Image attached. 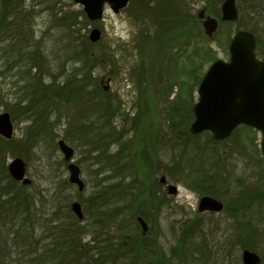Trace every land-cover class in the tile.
I'll return each instance as SVG.
<instances>
[{
  "label": "rangeland",
  "instance_id": "obj_1",
  "mask_svg": "<svg viewBox=\"0 0 264 264\" xmlns=\"http://www.w3.org/2000/svg\"><path fill=\"white\" fill-rule=\"evenodd\" d=\"M20 1L21 6L17 9V13H20V18H23L21 22L19 20V27L29 38V52H35L42 56L40 61L37 56V61L44 63V66L42 65L44 84H50L53 79H56L58 85L63 86L66 76L72 73L71 70L79 66V63L73 60L66 61L68 56L64 52V47L67 42L69 43L71 37L68 38L67 29L62 27L59 21L63 17L68 24L73 22L72 30L77 32L81 26L74 13L82 10V6L73 0ZM137 2L138 0H131L129 6L119 13L112 12L106 6L102 20L97 22L88 20L89 23L84 24L85 28H82V31L87 37L94 27L100 28L102 31L101 40L97 42L99 46L90 47L89 51V63L92 69V80L87 89L89 94L83 98L80 97L82 92L73 91L72 93L77 96L71 97L69 88L64 92L65 96L63 97L51 96L50 100L54 106L50 109L51 116L45 123L49 127L51 123L53 125L46 135L34 138L33 134L37 130L29 129L34 110L23 115L19 108L20 99L24 93L22 87L26 83L20 81V75L16 68L8 67V65L12 66V59L6 63L5 58H0V113L11 111L10 115H14L12 116L14 119L12 117L11 119L15 128L13 138L17 153L7 157L6 165L15 157H22L26 161L27 175L32 180L28 189L40 196V198L37 197L39 200L41 199L40 201L45 207L43 210L45 213L42 214L43 220L40 221V230L54 225L51 220L55 210L51 209L53 205L68 204L70 206L72 202L79 201L85 212L93 197H95V203L110 197L109 193H105L104 196L103 191L100 190L101 187H96L99 183L103 185L104 179L111 175L110 164L105 161L106 159H103L102 163L95 164L93 158L97 154L89 152L92 145L85 146L81 141L75 140L71 128L82 122L94 123L92 127L94 130L90 132L89 138L96 143L98 133L107 131V128L103 130L100 128L107 124L115 128V133L122 132V129L129 131L128 134H124L126 135L123 138L124 141L127 138L135 137L136 131L129 129L132 122H135L138 113L142 111V117L145 115L151 117L149 120L156 123L157 129L170 136L167 107L174 104L179 98L189 99V95L185 91L178 89L176 82L180 80L195 81L181 75L189 66L192 67L193 60L190 57L192 44L175 49L174 54L178 52L179 55L171 59L168 58V50L165 54L159 53L160 56H157L148 48L151 40L146 42V34L141 33L145 29H150L148 27L151 24L150 14H147L140 6L141 3ZM220 4L218 0H189L188 8L190 13L197 16V13L206 7L207 15L220 20L214 11H220ZM241 5L242 10L245 11L240 12L241 16L238 20L240 22L229 25L221 23L218 36L215 35L212 39L205 37L203 41H200L198 36L195 37V43L198 44L201 52L210 49L211 56H214L212 61L205 60L202 67L199 68L202 78L212 62L217 59H229V43L238 29L252 27L256 31L257 54L260 57L264 55L260 50H264V16L260 15L255 18L250 13L252 10L249 12L246 5L243 3ZM11 20L12 18L9 19V21ZM240 23L243 26L240 27L238 25ZM259 37L262 38L260 47ZM5 45L7 44L0 43L2 48ZM7 50L5 49V52L1 53L9 55L10 52H6ZM196 61L198 60L196 59ZM62 70L65 72L62 73ZM35 74H38V70L31 68V75ZM102 77H105V81L101 85ZM108 77L110 86L109 91L105 92L103 86H106ZM94 83H100L102 92L105 93L104 98L112 108L109 114H100L92 108L91 96L95 97L92 92ZM199 84L193 88V106L198 101ZM24 105L25 103L22 104V106ZM180 113L182 117H176V123H179L180 118H184L183 115L187 114L186 111ZM85 115L89 116L86 118ZM192 122H190L189 128ZM234 132L233 136L225 139L222 144L206 145L209 136L202 133L197 135L196 139H190L189 148L183 155L185 161H180V150H172L173 143L158 149V155L152 159L154 167L147 171L146 177L152 186V183L156 184V188L154 186L153 188L158 190V197L165 205H162L158 211L153 210L150 206L151 211L147 212L149 217L146 219L150 231L147 235L148 238L143 242H146L152 251L164 252L167 258L177 246L185 225L188 229L192 225L191 230H193L192 234L190 233L193 236L189 240L188 238L184 239L186 244L184 243L183 248H185V252L188 251V256L184 258H180V255L179 257L175 256L168 264H205L203 257L206 246L203 242L205 234L210 239L209 252L207 251L209 253L208 264H242L243 248L241 245L244 243L254 247V250L251 251L259 254L261 264H264V155L260 147L262 135L259 131L243 125ZM27 134L28 139H33V146L29 147L24 144ZM65 135L71 137L66 142L75 150L73 161L81 168V178L85 182V189L81 193L77 186L68 182L67 162L57 145V141L64 138ZM193 144H197L195 148L192 146ZM119 149L120 146L117 144L111 146L110 151L116 153L120 151ZM131 153V150L123 149L122 155L128 156ZM175 159L179 164L177 170H174ZM126 161L129 160L126 159ZM126 172L132 174L141 183L147 182L145 177L138 174L135 169ZM210 175L211 178H209ZM162 176L166 177L168 183L177 186V195H168L167 189L159 187L158 180ZM199 177L206 180L211 179L212 184L202 187V189L199 188L197 182ZM132 180L133 178L129 177L125 183L129 184ZM106 181L109 185L117 182L115 178ZM129 187L136 188L137 184ZM97 189H99L98 193ZM98 194L99 196H97ZM203 196H212L223 201L225 210L219 213H199L198 202ZM40 201L37 203L40 204ZM48 202L49 206L46 208L45 205ZM233 207L236 209L235 216L232 214ZM111 209L112 207L109 205L103 208L106 213L109 212V221L104 227L106 229L102 228L103 231H106L107 240L100 244L105 248L108 244V247L112 246L115 250L120 247L118 246L120 242L125 241V236L139 235L141 229L131 220L128 211L120 215L114 222L113 218H110ZM92 218L96 219L95 216ZM90 224V216L87 215L83 223L87 233L83 234L82 239L89 246H96L95 240L99 239L100 233L96 231L98 227L91 226L90 228ZM233 240L238 243V247L236 244L232 245ZM132 244L127 245L131 246ZM183 248L181 247V249ZM14 249L11 251L14 254L7 264L18 263L14 256L17 254V250ZM122 251H124L123 248ZM117 258L118 264L131 262L147 264L138 254L128 255V253L122 252Z\"/></svg>",
  "mask_w": 264,
  "mask_h": 264
},
{
  "label": "trees",
  "instance_id": "obj_2",
  "mask_svg": "<svg viewBox=\"0 0 264 264\" xmlns=\"http://www.w3.org/2000/svg\"><path fill=\"white\" fill-rule=\"evenodd\" d=\"M20 2V0H0V43L7 44L4 48L0 47V53L5 49L7 50V48L6 52H10L9 55L1 53L0 58H5L7 60L6 63L12 59V66L8 65V67L10 69L16 68L20 75V81L26 83L22 87L24 88V93L20 99L19 108L22 110L23 115L30 110H34L29 129L37 130L33 134V136L35 135L34 138H37L46 135L53 125L51 123L49 127L45 123L51 116L50 109L54 106L50 100L51 96L54 95L56 98L63 97L65 96L64 92L69 90V88L71 97L77 96L72 93L73 91L82 92L80 97L83 98L89 94L87 89L92 80L89 51L91 50L90 47H98L99 43H91L87 35L82 31V28H85L84 24L89 23L83 9L74 13L75 17H78L81 26L77 32L72 30L73 22L68 24L65 18H60V25L67 29L68 38L71 37L69 43L67 42L64 47V52L68 56L66 61L73 60L78 62L79 66L74 67L71 70L72 73L66 76V82L63 86L58 85L56 79H53L50 84H44L42 74L44 71L42 65L44 66V63H38L37 61V56H39V61L42 56L35 52H29V38L19 27L23 18H20V13H17V9L21 6ZM185 2L186 0H177L176 3H158L154 5L148 3L147 0H138L137 2L141 3L140 6L147 14H150L151 24L148 26L150 29H145L141 33L146 34V42L151 40L148 48L155 52L157 56L165 54L168 50V58L171 59L179 55L178 52L174 54L175 49L182 46H191L192 44V53L190 55L193 60L192 67L189 66L181 75L184 78L188 77L195 81L186 82L185 80H180L176 82L178 89L185 91L189 95V99L179 98L174 104L167 107L170 136H168V133L160 132L156 127V123L149 120L151 117H147V115L142 117V111L138 113L136 120H134L135 122H132L133 124L129 129L136 131L135 137L127 138L124 141L123 138L126 136L124 134H128L129 131L122 129V132L115 133V128L107 124L101 128L99 127L101 130L107 128V131L98 133L96 143L89 138L90 132L94 130L92 129L94 123L82 122L70 129L75 135V140L81 141L85 146L92 145L89 152L97 154L93 158L95 159V164L102 163L104 162L103 159H106L105 161L111 166V175L104 179L103 185L99 183L96 186L97 188L101 187L100 190L103 191L104 196L106 195L105 193H109L110 197L108 199L103 197L105 200L96 201V203L95 197H93L88 203L89 208L84 212V220L87 215L90 218L92 215L95 216L96 227L101 226L104 228L107 213L103 208L108 205L112 207L110 218H113L114 222L120 215L128 211L130 213L129 217L138 227L140 226L136 218L142 216L146 220L149 217L147 212L151 211L150 206L155 211L160 210L163 201L158 197V190L154 189L156 184L152 183L153 188L146 177L147 171L154 167L152 159L158 155V149L173 143L172 150H180V161H183V155L189 148V140L198 137L197 135H192L188 129L190 122L194 119L193 88L202 79L199 68L202 67L205 60L212 61L214 56H211L210 49L201 52L198 44L195 43L196 36L200 38V41H203L206 36L201 28L199 19L189 12L188 3ZM214 11L217 17H220V11ZM9 17L12 18L11 21H8ZM229 24L222 23V25ZM219 32L220 28L216 36H218ZM31 68L37 69L38 74L31 75ZM64 72L65 70H62V73ZM93 90L95 97L91 96L92 108L100 114H109L112 108L109 106L107 99L104 98L105 93L103 94L100 83H94ZM23 103H25L24 106H22ZM182 111H186L187 114L183 115L185 116L184 118H180L179 123H176L177 119L175 118L180 117V112ZM10 116L14 115L11 114ZM88 116L85 115L86 118ZM12 119L14 118L12 117ZM202 134H208L209 136L206 145L222 144L225 141H215L209 132ZM26 139L24 144L29 147L33 146V139H28V134ZM63 139L66 141L70 140L71 137L65 135ZM29 142L30 144H28ZM14 144V138L6 140L0 136V264L8 263L14 254L11 252L13 248L17 250V254L14 255L17 258V264H118L117 257L122 252L128 253V255L138 254L147 264H168L175 256L179 257L180 255V258L188 256V251L186 250L185 252L183 246L185 243L184 239L188 238L189 240L193 236L191 235L193 231L191 230L192 225H190L189 229L185 225V228L181 231L177 246L167 258L164 252L150 250L146 242H143L148 237L143 236L141 232L136 236H125V241L120 242L118 245L120 247L115 250L112 246L108 247V244L106 245L107 248H105L100 244L99 239L95 240L96 246H89L82 239L83 234L87 233L86 226L80 224L82 221L73 214L68 204L53 205L51 209L55 210L52 213L53 218L51 220L54 225L48 228H41L44 230H40V221L43 220L42 214L45 213L43 211L45 209L43 202L38 199L40 196L29 191L30 185H23L12 179L7 170V157L17 154ZM117 144L120 146V151L111 153V146ZM196 145L193 144L192 146L195 148ZM123 149L131 150L132 153L128 156H123ZM126 159L129 161H126ZM174 165V170H177L179 164L176 159ZM134 169L142 177H145L147 182L141 183L132 174L126 172ZM129 177H132L133 180L126 184L125 180ZM114 178L117 182H113L110 185L106 183V180ZM209 178H211V175ZM197 180L201 189L212 184L211 179L206 180L199 177ZM136 184V188L129 187ZM107 189L109 190L107 191ZM98 190L97 193L99 192ZM207 193L210 192L207 191ZM212 194L215 196L214 193ZM37 201H40V204ZM45 206L47 208L49 202ZM232 210L236 213V209ZM130 243L133 244L128 246L127 244L130 245ZM241 247L254 250V247L245 243ZM122 248L124 251H122ZM129 264L135 263L131 262Z\"/></svg>",
  "mask_w": 264,
  "mask_h": 264
},
{
  "label": "water",
  "instance_id": "obj_3",
  "mask_svg": "<svg viewBox=\"0 0 264 264\" xmlns=\"http://www.w3.org/2000/svg\"><path fill=\"white\" fill-rule=\"evenodd\" d=\"M81 5L91 22L103 19L105 7L114 13L125 9L130 0H73ZM202 30L208 39H212L219 30L220 21L206 14L205 8L197 13ZM238 18L235 0H224L221 5V21L233 22ZM102 31L94 27L88 38L90 42L101 40ZM229 59H217L206 70L197 89L198 101L193 106L194 120L189 131L192 135L210 132L215 141L229 138L234 130L248 126L262 135L260 144L264 155V62L255 55V37L248 31L237 32L229 43ZM102 82L105 77H102ZM110 78L106 79L105 92L109 91ZM15 135L13 120L9 112L0 113V136L11 140ZM57 145L64 160L68 163V181L77 186L78 191L85 189L81 178V168L73 161L75 150L64 139H59ZM7 170L12 179L23 185H30L32 180L27 175V163L22 157H15L7 164ZM166 178H160L165 183ZM168 193H178L176 185H169ZM71 211L79 220L84 219L81 203L74 201ZM223 203L211 196L200 198L198 212H220ZM142 235H146L149 227L141 217L137 218ZM242 264H260L261 257L254 251L244 249L241 255Z\"/></svg>",
  "mask_w": 264,
  "mask_h": 264
},
{
  "label": "flooded vegetation",
  "instance_id": "obj_4",
  "mask_svg": "<svg viewBox=\"0 0 264 264\" xmlns=\"http://www.w3.org/2000/svg\"><path fill=\"white\" fill-rule=\"evenodd\" d=\"M131 1V0H130ZM130 1H129V3H130ZM148 1V3H151V5H154V4H158V3H176L177 2V0H147ZM219 1V3H221L220 4V25H221V23H238V22H240V21H238L239 20V18H240V16H241V14H240V12H244L245 10H242L243 9V7H242V3L244 4V5H246L248 8H249V12H250V10H252V12H250V13H252L253 15H254V17L256 18L257 16H260V15H262V16H264V0H235V3H236V7H237V10H238V18L235 20V21H233V22H229V21H221V5H222V3L224 2V0H218ZM140 2V1H139ZM189 2V0H186V2L185 3H188ZM128 6H129V4H128ZM127 6V7H128ZM126 7V8H127ZM124 10V9H123ZM205 10H207L206 8H205ZM122 11V10H121ZM206 14H207V11H206ZM253 17V18H254ZM11 17H9V19H10ZM9 19H8V21H9ZM255 24H258L257 22H255ZM220 25H219V28H220ZM238 25H240V27L241 26H243V24L242 23H240V24H238ZM239 31H248V32H250L251 34H253L254 35V37H255V55H256V57L259 59V60H261V61H263L264 62V55L262 56V57H260L259 56V54H257V39H256V31L254 30V29H252V27H247L246 29H238L237 31H236V33L237 32H239ZM235 33V34H236ZM261 41H262V38H260L259 37V47H260V44H261ZM263 53H264V50H262V49H260ZM100 83H101V85L103 84V82L102 81H100ZM68 164V163H67ZM166 178V177H165ZM69 182V181H68ZM158 182H159V187L162 189V188H165V189H167L168 190V187H169V185H172V184H170V183H168V181H167V179H166V181H165V183H161L160 182V180H158ZM71 184V183H70ZM71 185H74V184H71ZM74 186H76V185H74ZM84 191V190H83ZM83 191H81V192H83ZM80 192V193H81ZM167 194L168 195H172V194H169L168 193V191H167ZM178 194V193H177ZM177 194H175V195H177ZM172 196H174V195H172ZM212 197V196H211ZM214 198V197H213ZM216 199V198H215ZM218 200V199H217ZM199 201H200V199H199ZM79 202V201H78ZM222 203H223V209L220 211V212H222L223 210H225V204H224V202L223 201H221ZM80 203V202H79ZM163 205H165L164 203H163ZM198 205H199V202H198ZM233 209H234V207H233ZM205 212H208V213H219V212H212V211H205ZM199 213H204V212H199ZM74 214V213H73ZM108 214H109V212H107V214H106V219H105V222H104V226L103 227H106L107 226V222L109 221V218H108ZM232 214L235 216V212L234 211H232ZM75 215V214H74ZM92 217H94V215H92L91 216V218H90V221H91V224H90V228H91V226L92 227H94V228H96L95 226H96V224H95V219H93ZM142 217V216H141ZM138 218V217H137ZM136 218V219H137ZM143 218V217H142ZM144 219V218H143ZM145 220V219H144ZM82 222L80 223L82 226H84L83 225V223H84V219L83 220H81ZM146 221V220H145ZM137 222H138V220H137ZM147 222V221H146ZM139 224V223H138ZM148 224V223H147ZM139 226H140V224H139ZM148 227H149V225H148ZM104 230L106 229V228H103ZM140 229H141V226H140ZM149 230H150V227H149ZM149 230H148V232H147V234L146 235H143V236H147L148 235V233H149ZM98 233H100L99 235V241H100V243L101 242H103V243H105L106 242V231H103L102 230V227L101 226H98V228H97V230H96ZM100 231V232H99ZM141 232V231H140ZM103 236V237H102ZM208 235L207 234H205L204 235V240H203V242H204V244L206 245L205 246V253L203 254V257L205 258L204 260H205V264H208V258H209V249H208V243L210 242V239H209V237H207ZM101 238H104V239H101ZM233 242L234 243H232V245L233 244H236V247H238V243L235 241V240H233ZM235 246V245H234ZM208 251V252H207ZM261 264V263H260Z\"/></svg>",
  "mask_w": 264,
  "mask_h": 264
}]
</instances>
